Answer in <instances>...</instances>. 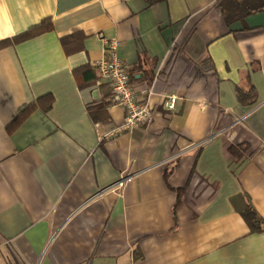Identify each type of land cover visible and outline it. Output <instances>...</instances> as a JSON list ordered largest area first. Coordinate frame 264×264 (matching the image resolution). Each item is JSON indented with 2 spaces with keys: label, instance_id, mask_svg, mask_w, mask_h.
<instances>
[{
  "label": "crops",
  "instance_id": "0c3cea01",
  "mask_svg": "<svg viewBox=\"0 0 264 264\" xmlns=\"http://www.w3.org/2000/svg\"><path fill=\"white\" fill-rule=\"evenodd\" d=\"M222 1L0 0V42L54 28L0 50V264H264V11ZM111 41L149 128L98 113Z\"/></svg>",
  "mask_w": 264,
  "mask_h": 264
},
{
  "label": "built area",
  "instance_id": "2783aa9c",
  "mask_svg": "<svg viewBox=\"0 0 264 264\" xmlns=\"http://www.w3.org/2000/svg\"><path fill=\"white\" fill-rule=\"evenodd\" d=\"M106 45L109 52L108 57L107 59L98 61L95 64V68L102 79L109 81L112 91V102L119 104L126 111L123 125L115 129L113 134L131 131L140 126L149 128L154 120V111L150 103V96L152 93H148V99L145 102H139L137 100L130 84V75L118 57L117 42H107ZM176 100V96L167 97L164 102L165 107L168 110H174ZM110 135L111 134L106 137ZM130 180L131 177H123L117 184L112 186L110 190L120 192Z\"/></svg>",
  "mask_w": 264,
  "mask_h": 264
},
{
  "label": "trees",
  "instance_id": "16d2710c",
  "mask_svg": "<svg viewBox=\"0 0 264 264\" xmlns=\"http://www.w3.org/2000/svg\"><path fill=\"white\" fill-rule=\"evenodd\" d=\"M224 18L228 24L233 23L236 20H243L244 18L264 11V0H223L220 4ZM53 24L50 20H44L38 26H35L25 32L22 35L15 37L12 40H5L0 42V50L5 49L10 46L17 45L29 39L35 38L42 34L53 31ZM91 72V70L86 71L85 75ZM84 75V76H85ZM239 101L244 105L252 104L255 101L254 90L251 89L249 92L239 91ZM45 100H51V98H42ZM112 104V91L109 101L100 105L98 108V113H106V108ZM50 105V103H49ZM37 109V105H31L22 116H20L16 122L13 124L10 131L16 128L27 116H29L34 110ZM94 115V114H93ZM94 119L96 116L94 115ZM245 147H230L229 152L233 155L241 154V151H244ZM240 152V153H239ZM169 175H166V182L168 183ZM244 198V197H243ZM240 214L245 219L246 223L250 227L252 233H259L264 229V219H262L253 206L250 203H244L243 207L240 208Z\"/></svg>",
  "mask_w": 264,
  "mask_h": 264
}]
</instances>
